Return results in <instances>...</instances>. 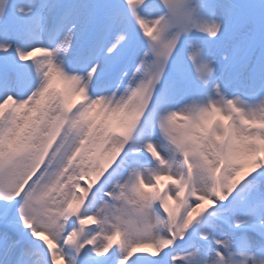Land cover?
<instances>
[{
	"label": "snow or ice",
	"instance_id": "6c2138e0",
	"mask_svg": "<svg viewBox=\"0 0 264 264\" xmlns=\"http://www.w3.org/2000/svg\"><path fill=\"white\" fill-rule=\"evenodd\" d=\"M0 264H264V0H0Z\"/></svg>",
	"mask_w": 264,
	"mask_h": 264
}]
</instances>
